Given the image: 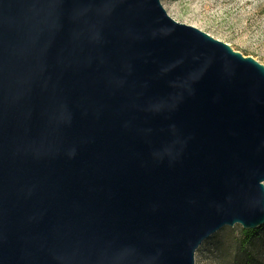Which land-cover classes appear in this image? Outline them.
<instances>
[{"label": "water", "instance_id": "water-1", "mask_svg": "<svg viewBox=\"0 0 264 264\" xmlns=\"http://www.w3.org/2000/svg\"><path fill=\"white\" fill-rule=\"evenodd\" d=\"M264 227V65L163 0H0V264H196Z\"/></svg>", "mask_w": 264, "mask_h": 264}, {"label": "rangeland", "instance_id": "rangeland-1", "mask_svg": "<svg viewBox=\"0 0 264 264\" xmlns=\"http://www.w3.org/2000/svg\"><path fill=\"white\" fill-rule=\"evenodd\" d=\"M175 21L196 27L264 65V0H163ZM243 227H224L196 252V264H264V227L246 242ZM259 230V229H257Z\"/></svg>", "mask_w": 264, "mask_h": 264}, {"label": "trees", "instance_id": "trees-1", "mask_svg": "<svg viewBox=\"0 0 264 264\" xmlns=\"http://www.w3.org/2000/svg\"><path fill=\"white\" fill-rule=\"evenodd\" d=\"M262 230H263V227L259 230H250V231L242 230V235L245 238L246 242H250V241L254 240L256 237V234Z\"/></svg>", "mask_w": 264, "mask_h": 264}]
</instances>
